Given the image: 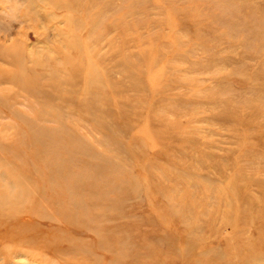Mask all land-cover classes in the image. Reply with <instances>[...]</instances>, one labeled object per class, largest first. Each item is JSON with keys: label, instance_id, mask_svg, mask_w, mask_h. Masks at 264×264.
Listing matches in <instances>:
<instances>
[{"label": "rangeland", "instance_id": "rangeland-1", "mask_svg": "<svg viewBox=\"0 0 264 264\" xmlns=\"http://www.w3.org/2000/svg\"><path fill=\"white\" fill-rule=\"evenodd\" d=\"M5 228L58 252L0 264H264V0H0Z\"/></svg>", "mask_w": 264, "mask_h": 264}, {"label": "bare ground", "instance_id": "bare-ground-1", "mask_svg": "<svg viewBox=\"0 0 264 264\" xmlns=\"http://www.w3.org/2000/svg\"><path fill=\"white\" fill-rule=\"evenodd\" d=\"M14 217H15L16 221H22V220H25V219L27 220L26 217L21 216L20 214L19 215L16 214ZM8 230L9 229L3 230V231L0 230V244L1 243L2 244H6V243L12 242V243H15L17 245H26L27 248H29V246H30V249H33V252H34V250H38L42 254H47V253H50V252L51 253L52 252L53 253L54 252H56V253L58 252V245H57V242H55V241H53V243L50 242V241L47 242V243H45L43 241L37 242L32 237L28 236L27 234H25L23 232H19L17 234H13V233L9 232ZM26 246H24V247H26ZM4 249H5V247H3L2 250H0V255L1 254H3V255L5 254V253H3ZM7 251H9V250L7 249ZM7 255H11V252H8ZM0 258H1V256H0ZM4 258H5V256H3L1 258V260H3ZM46 259L47 258H45L43 255H41V257H34V258L31 259V261H26L23 264H43L44 262H46Z\"/></svg>", "mask_w": 264, "mask_h": 264}]
</instances>
